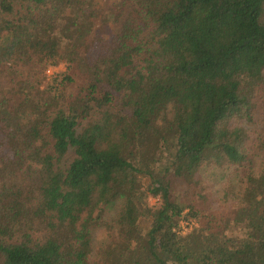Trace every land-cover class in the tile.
<instances>
[{
  "label": "trees",
  "instance_id": "trees-1",
  "mask_svg": "<svg viewBox=\"0 0 264 264\" xmlns=\"http://www.w3.org/2000/svg\"><path fill=\"white\" fill-rule=\"evenodd\" d=\"M263 93L264 0H0V264H264Z\"/></svg>",
  "mask_w": 264,
  "mask_h": 264
},
{
  "label": "rangeland",
  "instance_id": "rangeland-1",
  "mask_svg": "<svg viewBox=\"0 0 264 264\" xmlns=\"http://www.w3.org/2000/svg\"><path fill=\"white\" fill-rule=\"evenodd\" d=\"M57 69H64V64H59V66L54 67V66H50L47 71L46 74L47 75H51L54 71H56ZM15 70L22 75H26L28 73L29 70V66H19L16 67ZM2 82H5V79L2 80ZM256 119H258V126H262L263 122H264V93H263V97L262 99H260V107L258 109V112L256 113ZM255 167L258 168L260 166V158L255 157ZM207 177H209V182H213V186L212 189L214 191V194L216 196L222 197L224 192H225V187H226V183L228 182L231 187H232V191H235V193H238L241 188H242V184H241V175L235 170V169H230L227 170L224 175L221 174L220 170H215L212 173H208L206 174ZM213 177V179H212ZM215 179V181H214ZM148 202L150 204H155L157 202L156 198H148ZM106 216L107 217H113L117 214V204L116 205H110L109 207H106ZM182 220H187V219H182ZM195 222V224L192 226V228H194L197 225V222L194 219H191ZM143 225L145 224V219L142 220ZM190 225L186 226L187 232L190 230ZM181 230V228H180ZM92 242H93V246L94 249H96L99 245H101L102 243H104V236L105 233L103 231V229L100 228H94L92 230Z\"/></svg>",
  "mask_w": 264,
  "mask_h": 264
},
{
  "label": "built area",
  "instance_id": "built-area-1",
  "mask_svg": "<svg viewBox=\"0 0 264 264\" xmlns=\"http://www.w3.org/2000/svg\"><path fill=\"white\" fill-rule=\"evenodd\" d=\"M194 224L195 222L193 220H180L179 227L181 228V230H179V232L186 233L187 232L186 226L190 225L189 229H191Z\"/></svg>",
  "mask_w": 264,
  "mask_h": 264
}]
</instances>
